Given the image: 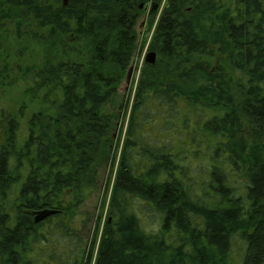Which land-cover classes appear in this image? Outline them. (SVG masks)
Masks as SVG:
<instances>
[{
    "label": "trees",
    "instance_id": "obj_1",
    "mask_svg": "<svg viewBox=\"0 0 264 264\" xmlns=\"http://www.w3.org/2000/svg\"><path fill=\"white\" fill-rule=\"evenodd\" d=\"M150 1L4 0L62 45L73 38L77 57L24 74L55 109L25 129L0 81V264H91L80 208L103 192ZM149 48L157 60L137 83L95 264H264V0H167ZM44 208L58 212L36 222Z\"/></svg>",
    "mask_w": 264,
    "mask_h": 264
},
{
    "label": "rangeland",
    "instance_id": "obj_2",
    "mask_svg": "<svg viewBox=\"0 0 264 264\" xmlns=\"http://www.w3.org/2000/svg\"><path fill=\"white\" fill-rule=\"evenodd\" d=\"M166 1L162 0L160 6L157 4L156 9H152L155 3L154 0L146 3L138 19L136 25L137 47L135 57L119 87V92L124 94L125 97H128L129 104L126 112H122L123 114H121V117L117 121L113 132L115 138L113 161L101 165L100 179L103 189L101 195L96 199L88 201L80 208L79 218L80 220L84 219V227L82 226L77 231L81 235L83 243L85 241L90 243L89 248H91L94 241L91 264H95L97 247L102 236L103 228L110 218L108 210L111 189L119 168L122 146L126 136L134 94L142 69L145 64H149L146 62L147 54L152 50L149 48V45L153 38L158 17ZM3 2L4 0H0V69L5 66L7 72H4V79L0 78L1 83L5 84L2 88V94L8 106L19 107L21 104L24 105L21 129H25L27 120L31 114L39 111L54 113L55 109L51 103L44 101L42 92L37 95L27 92V86L29 84L24 74L34 67H41L43 64L49 62L50 59H54L52 56L59 58L67 55L75 59L77 55H74V51H66L67 47L74 44L73 38L68 39L66 37L64 45H62L64 37L61 40L56 36H52L49 32V27L41 26L40 21L32 17L27 19L22 17L19 19L14 18L16 13H11L9 9L4 8ZM152 13L154 14L152 15ZM217 59L215 60L218 63ZM14 80L15 82L12 83L11 81ZM244 125L245 134L249 138L248 126L247 124ZM155 128L158 129L159 126L156 125ZM182 133L184 132L182 131ZM173 141L175 143L176 139L173 138ZM199 169L200 167L195 166L196 173ZM152 220L149 218V223ZM58 240L57 242L60 243H57L56 247L59 252L64 253V248H67L70 256L72 242H68L65 240V237L59 235ZM64 255H67V253Z\"/></svg>",
    "mask_w": 264,
    "mask_h": 264
},
{
    "label": "water",
    "instance_id": "obj_3",
    "mask_svg": "<svg viewBox=\"0 0 264 264\" xmlns=\"http://www.w3.org/2000/svg\"><path fill=\"white\" fill-rule=\"evenodd\" d=\"M157 6L153 5L152 9H156ZM146 62L149 64H154L156 62V52L154 50L149 51V53L147 54L146 57ZM58 210L57 209H53V208H44V209H39V210H35L33 211V214L35 216V221L39 222L42 221L44 219H46L47 217L57 213Z\"/></svg>",
    "mask_w": 264,
    "mask_h": 264
},
{
    "label": "flooded vegetation",
    "instance_id": "obj_4",
    "mask_svg": "<svg viewBox=\"0 0 264 264\" xmlns=\"http://www.w3.org/2000/svg\"><path fill=\"white\" fill-rule=\"evenodd\" d=\"M82 221L84 222V219H82ZM107 221H111V218H109ZM71 262H74V257H71Z\"/></svg>",
    "mask_w": 264,
    "mask_h": 264
},
{
    "label": "bare ground",
    "instance_id": "obj_5",
    "mask_svg": "<svg viewBox=\"0 0 264 264\" xmlns=\"http://www.w3.org/2000/svg\"><path fill=\"white\" fill-rule=\"evenodd\" d=\"M153 5H156L157 6V4L156 3H154ZM149 53V52H148Z\"/></svg>",
    "mask_w": 264,
    "mask_h": 264
}]
</instances>
